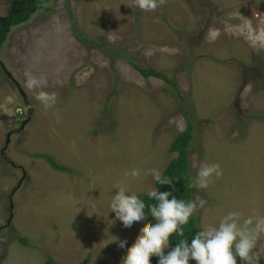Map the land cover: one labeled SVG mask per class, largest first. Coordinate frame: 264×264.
<instances>
[{"label": "rangeland", "instance_id": "rangeland-1", "mask_svg": "<svg viewBox=\"0 0 264 264\" xmlns=\"http://www.w3.org/2000/svg\"><path fill=\"white\" fill-rule=\"evenodd\" d=\"M16 1L0 0V16ZM245 20L264 31V0H159L151 11L51 0L12 27L0 48V264H122L155 221L125 228L112 196L157 191L153 173L178 158L170 148L189 122L193 177L201 164L223 172L199 191V229L230 211L264 217V48L228 31ZM258 254L264 264V236Z\"/></svg>", "mask_w": 264, "mask_h": 264}, {"label": "clouds", "instance_id": "clouds-1", "mask_svg": "<svg viewBox=\"0 0 264 264\" xmlns=\"http://www.w3.org/2000/svg\"><path fill=\"white\" fill-rule=\"evenodd\" d=\"M158 2L159 0H136V6L141 10L151 11L158 7ZM37 5L33 9H37ZM32 10L31 15L35 12ZM228 31L236 36H243L252 47L264 48V31H253L246 20L230 27ZM216 35V32L209 34L212 39ZM35 85H38V81L29 82L30 87ZM37 99L46 107L55 103V96L45 93L38 95ZM128 174L133 177L140 175L139 170ZM222 175L219 164H201L191 182V187L197 190L193 199H178L167 191H151L148 196L154 206L150 209L139 196L129 194L126 188L119 187L110 203L115 220L122 222L128 229L134 224L149 223V213L155 221L144 228L136 242L127 248L122 264H152L154 258L157 259V264H260L261 257L258 253L261 237L264 236V217L253 219L251 216L243 217L238 211H230L220 219L218 225L202 227L190 240L184 238V227L206 204L199 191L207 189L213 177L218 179ZM153 178L158 186L174 185L171 178L160 172H154ZM174 236L181 239L173 246ZM114 243H118L123 249L127 241H118L116 238Z\"/></svg>", "mask_w": 264, "mask_h": 264}, {"label": "trees", "instance_id": "trees-1", "mask_svg": "<svg viewBox=\"0 0 264 264\" xmlns=\"http://www.w3.org/2000/svg\"><path fill=\"white\" fill-rule=\"evenodd\" d=\"M51 0H18L13 4L12 12L8 16H0V48L5 43L9 31L12 27L19 26L29 20L31 15V10L37 4H46ZM122 57L133 66L144 78H157L168 82L167 77L154 69H149L141 67L137 63L130 60L129 54L125 52H120ZM174 84V83H173ZM24 116V114H22ZM194 125L189 122L187 129L180 133L176 140L172 143L170 148V153H178V158L173 159L165 172L164 176L171 178L173 180V186H158L157 191H167L171 192L178 199L191 200L193 199V188L191 187V182L193 180V175L191 171V165L189 160V150L191 142L193 140ZM35 157H42L46 159L50 165L60 172H69V169L59 163L52 157L47 155H35ZM142 200L145 201L146 205L150 209L154 206L148 195H137ZM148 221L154 222L150 213L148 214ZM199 223L197 216H194L188 225L184 227L185 237L191 239L195 232L199 231ZM181 239V237L174 236L172 238L173 246ZM20 242L23 246L29 247L30 244L27 239L20 238ZM45 264H59L54 259H48ZM152 264H157V259L154 258ZM194 264V262H192Z\"/></svg>", "mask_w": 264, "mask_h": 264}, {"label": "water", "instance_id": "water-1", "mask_svg": "<svg viewBox=\"0 0 264 264\" xmlns=\"http://www.w3.org/2000/svg\"><path fill=\"white\" fill-rule=\"evenodd\" d=\"M23 97L24 98H26V96L24 95V93H23ZM10 137H11V135L9 134V136H8V140H7V145L10 143ZM7 148V147H6ZM5 150V149H4ZM3 153H4V151H3Z\"/></svg>", "mask_w": 264, "mask_h": 264}, {"label": "flooded vegetation", "instance_id": "flooded-vegetation-1", "mask_svg": "<svg viewBox=\"0 0 264 264\" xmlns=\"http://www.w3.org/2000/svg\"><path fill=\"white\" fill-rule=\"evenodd\" d=\"M32 11H36V8L35 9H33ZM33 13V12H32Z\"/></svg>", "mask_w": 264, "mask_h": 264}]
</instances>
